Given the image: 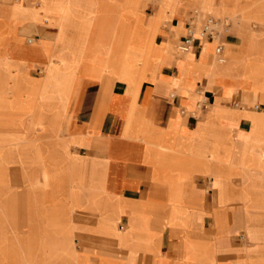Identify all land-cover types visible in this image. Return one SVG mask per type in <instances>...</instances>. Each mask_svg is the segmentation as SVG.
<instances>
[{
	"label": "crops",
	"instance_id": "0c3cea01",
	"mask_svg": "<svg viewBox=\"0 0 264 264\" xmlns=\"http://www.w3.org/2000/svg\"><path fill=\"white\" fill-rule=\"evenodd\" d=\"M141 1L0 0V45H9L30 76L44 70V114L53 113L54 89L68 99L67 134L78 142V157L93 164L94 195L110 199L95 209L109 211L112 222L118 221L117 230L110 229L112 243L131 238L146 250L123 264H248L246 230L233 213L242 204L233 201L239 193L230 188L242 166L231 170V162L213 158V148L225 144L217 153L229 154L234 146L230 131L245 133V119L264 120L250 118L264 110V94L240 85L238 70L217 65L215 49L220 44L222 53L235 58L258 33L250 29L245 36L231 22L218 20L224 23L220 38L197 40L185 55L176 51L173 35L158 28L160 13L182 16L183 11L161 5L152 15L149 3L141 24L143 11L134 6ZM234 1L212 2L203 11L217 16L222 9L236 12ZM183 3L190 7L199 0ZM185 35L178 37L177 48ZM30 98L34 104L38 96ZM239 110L248 115L237 127L214 120L215 114ZM259 132L248 138L247 147L253 142L264 146ZM257 180L264 184V176ZM74 220L95 221L87 215ZM82 242L76 241L78 250L86 245ZM110 252L116 260L126 255L117 248Z\"/></svg>",
	"mask_w": 264,
	"mask_h": 264
},
{
	"label": "rangeland",
	"instance_id": "374dc122",
	"mask_svg": "<svg viewBox=\"0 0 264 264\" xmlns=\"http://www.w3.org/2000/svg\"><path fill=\"white\" fill-rule=\"evenodd\" d=\"M159 1L135 3V10L143 11L138 21L142 24L149 3L153 5L152 15L160 11L161 5L177 6V11H183L182 16L178 13L171 16L169 12L158 16L159 30L167 29L173 35L176 51L178 37L188 32L184 25L192 24L191 31L197 37L202 22L208 17L231 22L235 30L242 31L245 36L250 29L256 31L258 36L247 40L246 52L233 55L235 58L222 53L220 58L224 63L217 58L216 64L226 63L231 70H238L240 85L264 94V82H255L264 77V0H235L236 12L222 9L219 16L203 9L212 2L220 6V0H199L190 7L188 3L182 5V0L166 4L165 0L164 3ZM189 15L192 18L188 20ZM174 20L177 25L172 24ZM8 46L0 45V264H123L126 258L138 256L136 252L146 253L142 243H132L131 238L127 243H112L110 229L117 230L118 221L112 222L109 211L95 209L100 202L110 199L102 194L94 195L93 164L88 166L78 157L74 149L78 142L67 134L65 106L68 99L58 97L61 93L54 89L57 97L53 99V113L44 114V70L36 78L30 76V69L21 67ZM21 78L29 81L21 82ZM34 80L38 82L34 83ZM36 94L38 98L34 100L37 102L30 104V96ZM239 111L215 114L214 120L220 119L237 127L242 117L248 115ZM254 112L249 115L251 119L264 116V110ZM27 116L33 121V130ZM15 118H21L18 124L12 122ZM256 119H245L249 123L245 133L229 132L230 142L234 145L229 148V154L217 153L222 143L214 144L213 148L215 160H228L231 170L240 165L241 176L245 175L231 179L234 181L230 188L239 193L233 196V201L242 204L233 213L238 217L240 227L246 230L244 242L248 264H264V184L257 180L264 176V146L254 142L252 146L246 145L248 138L259 132L255 128L264 129V120ZM241 159L244 163L232 162ZM97 189L99 192V180ZM84 215L94 218V223L75 222L76 217ZM76 241L86 245L78 250L81 243L78 246ZM114 248L125 251V257L116 260L110 254Z\"/></svg>",
	"mask_w": 264,
	"mask_h": 264
},
{
	"label": "built area",
	"instance_id": "2783aa9c",
	"mask_svg": "<svg viewBox=\"0 0 264 264\" xmlns=\"http://www.w3.org/2000/svg\"><path fill=\"white\" fill-rule=\"evenodd\" d=\"M187 26L188 32L185 35L182 43L178 46V50L180 52H189L192 45L197 40H210L216 38L217 36H219L220 28L224 26V23L212 18L205 19L201 24L200 31L197 37H195L191 31V24L188 23ZM215 55L217 58H220L222 55V46L220 44L216 46Z\"/></svg>",
	"mask_w": 264,
	"mask_h": 264
},
{
	"label": "bare ground",
	"instance_id": "6f19581e",
	"mask_svg": "<svg viewBox=\"0 0 264 264\" xmlns=\"http://www.w3.org/2000/svg\"><path fill=\"white\" fill-rule=\"evenodd\" d=\"M217 38H220V36H217L216 39ZM182 53L185 54V55H188L189 52H182ZM263 118H264V116H263Z\"/></svg>",
	"mask_w": 264,
	"mask_h": 264
}]
</instances>
